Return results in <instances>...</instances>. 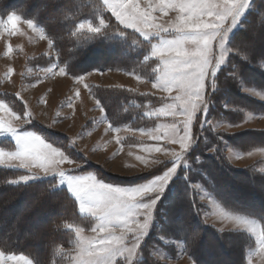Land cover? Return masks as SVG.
Returning a JSON list of instances; mask_svg holds the SVG:
<instances>
[{
  "label": "rangeland",
  "instance_id": "374dc122",
  "mask_svg": "<svg viewBox=\"0 0 264 264\" xmlns=\"http://www.w3.org/2000/svg\"><path fill=\"white\" fill-rule=\"evenodd\" d=\"M98 1L103 5V0ZM140 2L142 4H145L147 0H140ZM49 3L50 0H38L37 3L33 5V10L40 11L43 6L47 4L49 6ZM252 5V0H249V7L244 10V12L238 18L236 25L231 27L230 31L227 33L225 37L226 49H232L230 48V40L234 36L235 32L239 29L246 13L252 10ZM50 8L51 11L50 14H48V20L51 21L54 17H58V20L65 19L66 13L68 11L66 12V10L57 8L53 5H51ZM77 8V4H75L71 9L75 11L77 10ZM156 15L159 16L160 14L156 13ZM174 15V13H169V16ZM6 18L0 19L6 20ZM168 18L169 17L165 16L162 19L166 20ZM98 20L100 21L101 17ZM92 25L96 26L93 23ZM262 28L264 29V25ZM18 29V32H16L15 34H9V31L7 29L0 27V103H5L10 106L12 110L17 114V116L21 117L23 116L24 112L27 111L28 107L30 109V112H32L34 116H36V119L41 124L55 131L67 133L70 135V137L72 136L70 139L73 141V143L76 144L75 147L77 148L78 152L87 157L89 162L101 168L104 175L111 176V179L101 178L94 171L79 170L80 168L76 167L75 165L63 164L59 166L61 169L71 171L72 174H94L103 182L120 187H137L141 184L149 182L156 176L163 174L164 171L176 165H167V161H169L170 159L163 152L148 153L145 151L146 147L156 145L160 146L161 148L175 149L179 151L178 145L167 143L164 139H161L159 142H157L153 138V136L150 135V133H152L153 135L158 134L163 136L166 127L173 121V118L171 116H162L156 113V109L163 107L166 103H172L173 101L171 99H164L169 96L168 93L160 92L152 88L151 85L154 81L155 73L152 79H146L131 72H125L124 70H115L112 67L103 69L102 66L110 64L113 60L112 58L119 59V63L123 62L124 59L121 57V54H123L124 50L119 49V52H116L115 46H109L105 43L106 40H103L101 41V43L97 44V46L94 47V51L90 48H83L85 50H82L81 45L83 44L84 34L86 31L81 34H76L74 30V35L72 36V32L66 33L67 36L70 35V38L67 37L65 39V45L67 43H71L73 46L72 49H70V52L72 53V60L70 64L66 62L68 63V71L67 69H65V72L66 74H68V76L59 75V68L63 67V65L60 63L61 61L59 60L55 49L49 46L47 38L41 39L38 33L28 29L26 25H18ZM129 30L136 33L142 40L147 43L146 60L150 59L154 61L151 64L152 69H154L157 60L151 55V45L156 42L155 38L145 40L139 33L135 32L133 29ZM100 33L101 32L97 34L95 33V35L92 36L88 35V37L94 38L96 36H99ZM249 35H251L253 40H250L248 37H241L240 40H238V43L242 44L246 48L248 52L247 54L249 56L251 54L250 57L254 59V61L249 63V65L247 66H249V68H259L258 66H260V61L257 62L258 60H256L253 56H260L259 58H262L264 56V31L263 33H261V31L259 30L251 33L249 32ZM117 36H119L118 38L123 40L120 41V43L129 40L123 35L118 34ZM133 44L135 45V43ZM133 44L131 45L133 46ZM106 45H108L109 47ZM138 48H140V46H138ZM79 49H81L82 51H78ZM90 51H92V53H90ZM82 52L84 53V55ZM64 53L68 58L69 52L66 50ZM230 54L231 51H229L224 63L220 65L215 76L213 77V80L217 83V87L215 89L216 93L211 98V105L209 103L206 112L198 113L194 118L192 126L193 143L184 155L188 154L192 149V146L194 144L195 131H198V128L202 129L203 127H206V133H204L205 131H202L201 133V138L205 139V135L210 134V130L213 131V125H219V127H217L215 131L219 133L220 135L218 136H221L222 140L225 141V143L222 142V146L223 152L227 158L226 161L236 169H247L248 167H252L254 170L264 174V146H256L257 144L264 142V116H257L253 112L244 109L245 111L252 113L253 117L247 124H244L241 128L231 130H227L225 126L227 124L233 125L239 123L245 117V114L243 112L236 110L238 108L235 107L236 109L234 110V108L232 107L230 117H228L227 115L226 119L212 118V115L215 112L218 113V110L222 108L220 105L224 103V99H227L229 95L228 92L222 91L224 84L221 82V80H219V77L221 72L226 69L227 66H229ZM90 67H96L99 69L88 70L76 76L72 75L75 72H80V70L89 69ZM138 67L139 66H135V68ZM149 69L150 68H145L144 70L149 71ZM135 70H141V72L143 71L145 73L142 68H138ZM235 72L238 75V79L231 76L225 81V85L234 86V84L237 82L238 91L240 93L247 94L251 96V98H254L253 95L242 91V88L254 89L248 86L245 87L244 84L246 81L252 82L251 79L254 78L259 81V78L255 77L254 73L252 74V72H249L246 68L240 67L238 71L235 70ZM71 75L73 77H69ZM80 76L84 77L82 82H77L75 79H73ZM93 88L94 90H96L98 96V90L102 88L114 91H121L124 89V91L132 90L135 93H150L152 95L163 98V100L160 104L152 105L146 113V116L148 118L150 117V120H152L151 117L154 118L155 121L152 120L154 123L153 125H151L150 121L146 128L137 129L140 131H133V129H128L129 127L127 128V126H124L118 128L120 129V131L117 132L115 130H110L108 126L105 125L102 113L97 107L96 102L98 98L94 96V93L92 91ZM254 90L260 92L256 89ZM1 92L11 93L13 96H15L16 100L5 98L1 95ZM207 93L208 86L206 85L205 98L207 97ZM260 93L264 94V92ZM103 95L102 97H105ZM171 95L175 96L176 93L173 92ZM21 100L24 103L23 111L21 109L22 107L19 104V102L21 103ZM237 102L240 103L241 101ZM242 103L247 105V103L245 102ZM112 105H110L111 109L115 110L114 105ZM224 108L225 110L227 109L226 107ZM28 114L30 115V113ZM0 119H3L6 123L11 122L21 131H31L41 136L34 128L27 127V124H29V122L15 119L14 117L9 116L7 112L0 111ZM201 119H203L204 121L203 124H201ZM208 121H212L213 125L208 124ZM95 125L98 126L93 129ZM111 131L113 133H111ZM212 137L216 136L213 135ZM224 138H229V140H225ZM1 139L6 140L8 143H11L12 147L10 149L6 147H0V150H16L15 142L10 136H0V140ZM45 141L48 142L47 140ZM231 141L236 146H230L227 144H231ZM206 151L209 152L208 150ZM240 152H242L243 155L239 154ZM138 157H143L148 160L159 159L162 162L158 165H155L150 170H144V165L141 160L138 159ZM68 158L74 160L73 158ZM18 163V161H10L7 159V157H5L4 162L0 163V168L20 172L17 180H19V177L21 175L34 174L37 176H41L38 179L29 181L28 183L49 179L55 183L56 189H64L68 196L75 201L77 212L83 219V222L71 227V230L73 231V241L71 247L65 249L56 247V257L48 264H77L76 258L78 257V250L76 249L75 227L85 228L86 231L82 233V236H84L85 238H90L96 235L95 233L90 231V228L94 226L95 221L88 214L80 212L79 202L67 191L66 185L59 184L58 177H42L43 173L40 169L33 167L29 171L28 169H22L18 166H14L18 165ZM178 165L175 175L181 173L180 167ZM183 167L185 169L191 168L190 171H192L191 164L188 166L187 163H184ZM231 174L232 173L223 176L222 181L220 182V185L218 187V189L222 188L223 186L229 188L227 195L231 199L227 196H224L225 200H227L228 202H236V200H248L250 204L256 207L261 206L262 203H264L263 186H260L256 192H247L246 189L248 184L250 185L252 183L250 181L244 180L242 176H235L234 178H231L228 176H231ZM210 175H215V173H210ZM144 176L147 177L145 179L139 180ZM174 176L172 177V179L174 178ZM123 178L128 179L127 184H120ZM20 183L25 184L23 182ZM170 183L171 180L165 187L164 192L160 195L159 200H161L162 198V200H164L163 196H165L166 199H173L171 191L168 189ZM188 185L195 189V201L198 203L197 205H199V203L207 205V207L204 209L205 212L204 210V213L202 212V218L204 220L203 223L211 227H215L223 233L240 231L248 234L252 238L251 240L254 243V247L248 253H246L245 263L243 264H264V252L260 250L259 245L257 244V234L261 232V228L256 219L250 216H244L240 213L225 210L222 204L219 202V199L218 201L213 197H210L207 192L203 191V193L200 190L199 183L189 182ZM176 194L177 195L175 196H178V198L176 199H179L177 201V204L170 202L166 204L161 200L160 203H164L163 205L166 204L164 206V209L166 211L165 214L161 213L163 207L158 208V212L156 214V206L158 205L159 200L156 203L153 213V219L150 222L149 230L138 248L137 255L133 258V264H143L144 261H141L142 254L140 252V248L145 240L153 234V231L154 233H156L154 235L158 236L157 239L159 241H163L166 244H173L171 240H165L161 235H159V217L163 216L162 218H160L161 220L164 219L163 221H169V232L173 236L179 237L187 232V229L182 226V222L188 218L185 212L184 203L181 200L183 199L184 195L182 193V190L179 188H177ZM7 196L8 198H10V195ZM3 197L4 193L0 192V200ZM31 198L32 197L30 194H24V196L19 198V203H14V199H10L7 202L0 201V230H4L6 232V240L11 246H19L21 244L24 245L23 243H25L26 245L28 241H31L32 244L29 246V248L37 250L38 248L44 247V243L40 242V236L41 234H48L47 221L59 212H53L52 208L51 211L42 212L43 207H51L53 205V202L51 200H42L41 203L39 202V204L36 205L32 203ZM30 208L38 210L41 209V211L35 214L36 217H33V219L29 220L27 223L21 225L22 223L20 220H22V215ZM237 217H241L244 220L254 222L256 227V234H253V232L250 231L248 225L238 223L236 220ZM196 228L197 226L194 225V227L190 229V232L195 231ZM207 240H209L208 236L204 238V241H196L193 245V249H195L199 253H197L199 255L198 258L201 262H199V264H238V242L240 241L242 243L245 240L242 239L243 241H238V239H226L223 243L224 248H222L221 245L218 246V244L207 245ZM147 244H149V241L147 242ZM174 245H177L178 247V250L176 249L179 254L178 259H170L167 251L160 250V248L157 249L158 246H156L155 250H153L152 252L153 258L159 261V264H192V259L188 256H185L183 253V243L180 242ZM146 249L148 251V248ZM214 249L220 250V254L217 256H211L210 252ZM0 253H4L5 256L12 255L6 254L5 252H3V250H0ZM161 253L163 254V258H167V260L160 258ZM61 254L62 256L56 260L57 256ZM26 259L30 261V264H34L29 258L26 257ZM149 260V263L154 264L151 259ZM117 264H124L123 259L117 257Z\"/></svg>",
  "mask_w": 264,
  "mask_h": 264
},
{
  "label": "snow or ice",
  "instance_id": "6c2138e0",
  "mask_svg": "<svg viewBox=\"0 0 264 264\" xmlns=\"http://www.w3.org/2000/svg\"><path fill=\"white\" fill-rule=\"evenodd\" d=\"M103 5L123 28L133 29L145 40L155 38L156 42L151 45V55L156 58L157 63L153 69L155 77L151 86L160 92L168 93L169 96L164 99L173 101L156 109V113L171 116L173 121L166 127L163 136L152 133L150 135L157 142L164 139L167 143L178 145L179 151L158 145L146 147L145 151L163 152L170 160L175 161L176 165L137 187L108 184L94 174H72L71 171L61 169L59 166L63 164L76 167H80V164L69 159L64 150L46 142L36 133L21 131L3 119H0V136H10L15 142L16 150H0V163L7 157L10 161H18V165L14 166L19 168L30 171L35 167L41 170L42 177H58L59 184L66 185L67 191L79 202L80 212L93 218L95 224L90 231L95 233V236L85 238L82 233L86 229L75 227L77 264H117V257L122 258L124 264H133V258L149 230L155 205L175 175L177 165L193 143L194 118L198 113L207 110L209 102L205 98L206 85L209 92L216 89L217 83L213 77L229 51H235L225 48V37L249 7V0H147L145 4L140 0H103ZM26 7L27 4L22 5V8ZM156 13L160 15L157 16ZM169 13L175 15L169 16ZM165 16L169 18L163 20ZM57 20L58 17H54L50 23ZM18 25H26L28 29L38 33L41 39L45 38V29L37 27L34 19H27L21 13L12 12L7 15L6 20L0 19V27L7 29L9 34L18 32ZM102 28H105L104 20H100L98 26L80 22L75 26V33L86 31L87 34H95ZM48 42L49 46L53 47V41L49 39ZM250 56L245 55L244 60L251 62ZM260 60V67L264 68V58ZM58 74L68 75L64 67L59 68ZM230 75L238 79L235 71ZM73 79L82 82L84 77ZM242 91L256 99L264 100V94L254 89L242 88ZM173 92L176 93L175 96L171 95ZM96 103L101 113H104L100 102L97 100ZM236 110L243 112L245 117L239 123L227 124V130L239 129L253 117L252 113L244 109ZM0 111L24 122L31 120L27 111L22 117L17 116L5 103H0ZM203 123L201 119V124ZM207 123L213 125L212 121ZM217 127L219 125H213L212 130L215 131ZM108 128L111 130L112 126L109 124ZM114 130L120 131L118 128ZM138 159L143 163L144 170H150L162 162L159 159L148 160L143 157ZM40 177L34 174L21 175L19 180H11L9 183L27 184ZM236 220L240 224L248 225L250 231L256 234L254 222L241 217ZM195 239L196 236L192 235L187 244L194 243ZM257 244L264 252V231L257 234ZM185 252L188 254V249ZM189 257L192 258L191 255ZM160 258L167 260L163 258L162 253ZM0 264H30V261L22 255L5 256L0 253ZM154 264H159V261L154 260ZM192 264H196L194 259Z\"/></svg>",
  "mask_w": 264,
  "mask_h": 264
},
{
  "label": "trees",
  "instance_id": "16d2710c",
  "mask_svg": "<svg viewBox=\"0 0 264 264\" xmlns=\"http://www.w3.org/2000/svg\"><path fill=\"white\" fill-rule=\"evenodd\" d=\"M21 1L0 0V16L6 17L12 12H18L24 15V17L27 19H34L35 23L45 29L46 36L53 41V47L57 53L59 60L61 61L60 63L63 65L64 68L66 67L65 69H67V71L68 63L70 64L72 60V53L70 52V49H72L73 46L71 43H67L65 45V39L70 36H67L66 33L72 32L73 36L75 26L84 20L89 21L91 24L93 23L97 26L99 24L98 19H100L101 17V20L105 21V28H102L100 31V35L94 38L88 37V35L92 36L95 34H87L85 32L81 49L85 50L83 48H90L94 51V47H96L97 44L101 43V41L103 40H106V44H108L109 46H115L116 52H119V49L124 50V55L121 54V57L124 59L125 62L123 61L119 63V59L112 58L113 60L110 64L102 66L103 69L112 67L115 70H124L125 72H131L140 75L141 77L146 79H152L154 77V72L151 65L154 61L150 59L146 60L147 43L140 39L132 31L123 29L112 18V16L108 13L105 7L98 0H50L49 6L48 4L43 6L40 11L33 10V5L37 3L38 0H23L22 2ZM24 4H27L26 8H22V5ZM75 4H77L78 8L74 11L71 8ZM51 5L57 8L64 9L66 10V12L68 11L64 20H58L56 22L50 23V20H48V14H50ZM252 6V10L247 12L244 20L241 22L239 29L235 32L234 36L230 40V48L235 49V51H231L229 66H227V68L221 72L219 77V80H221V82L224 84L222 91L228 92L229 95L227 99H224V103L220 105L222 108L218 110V113L215 112L212 115V118L214 119H226L227 115L228 117H230L232 107L234 108V110L236 108H242L246 109L247 111L253 112L254 114H264V102H261L255 98H251V96L247 94L240 93L238 91L237 82L234 84V86L225 85V81L232 76L230 75V73H233L235 70L238 71V69L241 67L248 69L249 72H252V74L254 73L255 77L259 78V81L256 80V78L251 79L252 82L246 81L244 84L245 87H252L260 92H264V68H261L260 66H258L259 68H249V66L247 65L253 62L254 59L250 57L251 62L244 60V56L248 55V52L242 44L238 43V40H240L241 37H248L251 40L252 37L251 35H249V32L251 33L259 30L261 31V33H263L264 31V29L262 28L264 25V0H253ZM118 34L125 36L129 40L120 43V41L123 40L118 38ZM133 43H135V45ZM131 44H133L134 47ZM138 46H140V48H138ZM81 49H79L78 51H82ZM66 50L69 52L68 58L65 56L64 53ZM90 53H92V51H90ZM253 57L258 60L257 62H261L259 58L260 56ZM262 58H264V56ZM260 62L259 64H261ZM135 66H139L138 68H142L143 70L145 68L150 69L149 71L144 70V73L143 71L141 72V70H135L138 69L135 68ZM93 69L99 68L90 67L89 69L80 70V72H75L72 75L76 76L81 73H84L85 71ZM99 90L98 93L100 97L97 95L96 90H94V88L92 91L94 93V96L98 98L101 106L104 108V112L113 127L128 126L129 128L133 129L146 128L150 121L151 124H153L152 120L147 119L145 115L146 112H148L149 108L152 105L160 104L163 100V98L158 97L156 95H152L150 93H135L132 90L124 91L123 89L121 91H114L103 88ZM215 93V90H211L209 92L208 89L206 99L210 103V105L211 98L214 96ZM101 94H104L103 96L105 97H102ZM109 96L111 97V99ZM237 101L241 102L238 103ZM242 102L247 103V105ZM112 104L114 105L115 110L111 109L110 105ZM224 107H226L227 109L225 110ZM35 125L40 131L44 132L50 138H52L53 135L63 137L57 131L45 128L39 122H36ZM202 129L198 128V131H195L194 144L192 146V149L184 157V162L187 163L188 166L191 164L192 171H190L191 168L185 169L184 167H180L181 173L177 174L171 180V183L168 186V189L171 191V195L173 196L172 198L174 200L171 198L166 199L165 196H163L164 200H162L163 198L161 199L166 204L168 202L177 204V201L179 199H176L178 198V196H175L177 195L176 190L177 188L182 190L184 197L181 200L184 203L185 212L188 217L185 221L182 222V226L187 229V232L179 237L173 236L169 232V221H163L164 219H160L163 216L158 218L157 215V218L159 220V235H161L165 240H171L173 244H166L164 242L159 241L157 239L158 236H155L154 234L156 233H154L153 231V234L145 240V242L140 248V252L142 254L141 261H144L143 264H151L149 263V259H151V261L154 263L155 259L152 256V252L153 250H155L156 246H158L157 249L160 248V250L167 251L171 259H178V247L174 244H178L180 242H182L184 245L183 253L188 257L189 255H191V259H194L196 264H199V253L195 249H193V245L196 241H204V238L206 236L209 237V240H207L206 242L207 245L218 244V246L221 245L222 248H224L223 243L226 239H238V241L242 239L245 240L242 243L239 241L237 246L239 256L238 264L245 263L246 252L253 246V241L251 240V238L243 232L223 233L222 231H219L216 228L203 223L204 220L202 218V212L206 208V205L202 203H199V205H197L198 203L195 201V190L188 185L189 182L199 183L211 197L215 198L216 200L219 199L220 201H218L222 204V206H224L225 209L254 217L260 223L262 231H264V203H262V205L259 204L261 206L257 205L258 207H256L250 204L248 200H236V202H228L224 199V196L230 198L227 195L229 188L223 186L222 188L218 189L220 182L222 181V177L226 174L232 173L231 176H228L231 178H234L235 176H242L244 180L250 181L252 184H248L246 191L253 193L254 191L256 192L260 186L264 187V174L254 170L252 167H248L247 169H236L232 167L226 161L227 158L223 152L222 146V142L225 143V141L222 140L221 136H218L220 134L216 131L213 132L208 129L210 130V134H206L205 139H202L201 133L202 131H205L204 133H206V127H203ZM213 135L216 137H212ZM224 139L229 140V138ZM227 144L230 146H236L233 142L231 144ZM256 146H264V142L257 144ZM210 149H214V151H209ZM206 150H208L209 152H207ZM88 164L90 169L95 170L101 178L111 179V176L104 175L101 168H99L95 164L90 162H88ZM168 164H171V162H168L167 165ZM18 173L20 172L8 169H0V192L4 193V197L0 200L1 202H7L10 199H14V203H19L20 197L24 196V194H30L32 197V203L36 205H38L39 202L41 203L42 200H51L53 202V205L51 207H43L42 212L51 211L53 209V212L57 211L59 213H57L52 218H50V220L47 221L48 234H41L40 236V242L44 243L43 248H38L37 250L29 248V246L32 244L31 241H28L26 245L25 243H23L24 245L21 244L19 246H11L6 240V232L4 230H0V250H3V252H5L6 254H21L27 256L35 264H48L56 257V247L66 248L72 243L73 231L70 228L74 225L81 224L83 222V219L77 213L76 204L74 200L70 198L65 193V191L57 190L53 187L51 183L47 181H39L34 183L32 182L29 184L9 183V181L14 180L16 178ZM210 173H215V175H210ZM123 179L126 180L127 178ZM7 195H10V198H8ZM161 200H159L158 205L156 206V214L158 212V208L161 207H163L161 213L165 214L166 212L164 209V206L166 204L163 205L164 203H160ZM40 211L41 209L38 210L30 208L27 212L22 215V220H20L22 223L21 225H24L29 220L33 219V217H36L35 214ZM194 225L197 226L196 230L190 232V229L194 227ZM192 235L196 236L195 242L188 245L187 241ZM148 241L149 244H147ZM146 248H148V251ZM187 249L189 251V255L187 254V252H185ZM219 254L220 250L217 249H214L210 252L211 256H217ZM60 257L61 255L57 256L56 260Z\"/></svg>",
  "mask_w": 264,
  "mask_h": 264
},
{
  "label": "crops",
  "instance_id": "0c3cea01",
  "mask_svg": "<svg viewBox=\"0 0 264 264\" xmlns=\"http://www.w3.org/2000/svg\"><path fill=\"white\" fill-rule=\"evenodd\" d=\"M48 44H49V42H48ZM68 76V75H67ZM69 77H73V76H69ZM258 100V99H257ZM259 101H261V102H264V101H262V100H259ZM27 109L30 111V109L27 107ZM257 116H264V114H256ZM102 116H103V120H104V123H105V125L106 126H108L110 123L106 120V118H105V115H104V113H102ZM43 125V124H42ZM45 126V125H44ZM98 125H95V127H93V129L94 128H96ZM45 127H47V126H45ZM49 128V127H48ZM128 128V127H127ZM114 129H117V128H113L112 127V131H114ZM123 129V128H122ZM128 129H130V128H128ZM131 129H133V128H131ZM111 131V133H113ZM133 131H140V130H134L133 129ZM58 133H61V132H59V131H57ZM61 134H64V135H66V136H68L69 138H71L70 137V135L69 134H67V133H61ZM75 144V143H74ZM76 145V144H75ZM76 150H77V148H76ZM78 151V150H77ZM66 152V151H65ZM239 154H241V155H243V153L242 152H240ZM75 161H77L79 164H80V167L79 168H81V167H83L85 164L84 163H82V162H80L77 158H73ZM91 163V162H90ZM261 173V172H260ZM263 174V173H262ZM200 190L203 192V189L200 187ZM204 193V192H203ZM206 205V204H205ZM206 207H207V205H206ZM224 208V207H223ZM225 209V208H224ZM225 210H227V209H225ZM227 211H229V210H227ZM215 228V227H214ZM218 230V229H217Z\"/></svg>",
  "mask_w": 264,
  "mask_h": 264
}]
</instances>
